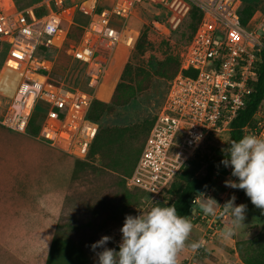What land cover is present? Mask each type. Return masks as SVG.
<instances>
[{"label":"built area","instance_id":"built-area-1","mask_svg":"<svg viewBox=\"0 0 264 264\" xmlns=\"http://www.w3.org/2000/svg\"><path fill=\"white\" fill-rule=\"evenodd\" d=\"M99 1L38 0L19 7L14 0H0V50L6 56L2 69L19 76L12 95L0 90L11 99L2 121L27 130L41 103L45 110L40 136L51 146L85 159L98 132V124L88 118L89 110L95 99H101L98 90L114 52L121 48L127 60L134 49L140 34L136 18L142 12L152 13L147 24L170 37L191 7L197 6L201 19L180 52L179 70L169 82L127 182L158 197L199 149L229 133L246 105L256 65L262 60L264 22L244 25L239 12L242 0H114L102 9ZM81 16L86 22L79 21ZM72 25L82 29L72 58L86 68L88 91L70 90L49 79L56 59L49 51L61 49ZM255 115L262 123L264 101Z\"/></svg>","mask_w":264,"mask_h":264},{"label":"trees","instance_id":"trees-1","mask_svg":"<svg viewBox=\"0 0 264 264\" xmlns=\"http://www.w3.org/2000/svg\"><path fill=\"white\" fill-rule=\"evenodd\" d=\"M14 1L19 7L26 5H23L20 0ZM37 1L33 0L31 3ZM111 3H103L100 0L98 8L102 9ZM258 5V0H242L239 12L241 22L244 25L248 24L252 19L257 9H259ZM38 12L41 13L42 11L39 10ZM201 16V9L197 6H192L183 20L184 22L185 19H190L186 24L187 29L185 32L183 30L181 32L180 25L170 37L158 35L148 24L139 25V38L132 50V55L124 65L120 80L116 89L113 91L110 101L105 102L100 99H95L89 110L88 118L98 124V132L90 146L87 157L85 159L77 158L79 161L76 162L74 167L73 177L63 205V216H61V220L66 221L74 218V221H81L83 227L80 229L87 232L89 236L100 235L102 237L107 235V232L111 229L113 233H120L126 215H132L134 213L135 206L130 203L115 202L114 199L118 192L120 194L121 184H123L121 175L134 169L156 116L150 121L132 123L127 126L114 123L106 124V122L109 119V115L116 112L118 106L123 107L131 103V100L135 98L141 99L140 95L142 91L153 90L155 86H153L152 79H160L161 82L163 81L167 85L166 90L164 89L166 93L169 82L177 74L180 67L181 41H183L182 43H186L191 39ZM81 32L82 29L79 26H70L60 51H66L72 57L73 50L79 41ZM156 36L160 38L159 42L154 39ZM163 47V54L158 55L154 53L157 49H163ZM146 52H150V56L142 59ZM260 53L262 60L257 63L256 76L251 81L253 90L247 98L246 105L232 121L231 129L225 139L226 149L230 147L229 143L232 140H239L245 135V127L250 126L254 122L255 113L264 101V49H261ZM139 55H141L143 63H136V60H134ZM57 58L50 73V81L52 82L54 80H52L51 74L55 73L56 67L58 66ZM151 61H155V66H150ZM185 74L189 75L191 72L185 71ZM28 129L31 133L37 134L40 131V124L31 120ZM144 135V143L140 147V140ZM218 145L219 143H213L204 146L203 149L215 148ZM92 157L95 159L91 160L90 158ZM194 157L196 158V156ZM194 157L190 160L192 161L193 168L185 169L179 176V181L173 185L172 191L174 198L168 204V206L175 205L177 213L181 216L190 217L193 215L194 212L190 210L191 201L197 194L198 189L205 191V193L210 189L211 184L214 182L217 169L224 167L221 161L226 158L224 152H213L206 157L204 174L196 175L195 170L197 169V165L195 164L197 162ZM82 160L88 162H82ZM82 167L88 169L82 171ZM111 177L116 178L118 181L117 190L115 189L113 191L106 183V180ZM233 178L235 180L237 179L235 177ZM128 189L131 190L129 187ZM126 191L128 190L124 188L121 195H124ZM238 191L243 192V190L239 189ZM121 195L119 196L122 197ZM105 246L119 251V246L114 245L112 241H109ZM254 255L252 260L253 264H264V247ZM198 257H200L198 253H195L193 260H198Z\"/></svg>","mask_w":264,"mask_h":264},{"label":"rangeland","instance_id":"rangeland-1","mask_svg":"<svg viewBox=\"0 0 264 264\" xmlns=\"http://www.w3.org/2000/svg\"><path fill=\"white\" fill-rule=\"evenodd\" d=\"M33 0H20V2L23 5H27L31 3ZM114 0H102L103 3H110ZM258 8L255 12L252 19L249 21L248 24L251 26H254L255 24L263 21L264 22V0H258ZM152 14V13H151ZM150 13L142 12L139 16L140 18H136L135 24H147L153 17ZM80 22H86V17L81 16L79 19ZM190 19H185L184 22L181 23V32H185L186 24L189 22ZM160 35V34H158ZM172 35V34H171ZM162 36V35H161ZM157 37V38H156ZM154 39H156L158 42L160 41V38L156 36ZM181 41V51L183 49V46L187 43H182ZM163 49L159 48L156 50L158 55L163 54ZM49 53L53 54L54 56L58 57V66L56 67L55 73L51 74L52 80H54V83L57 85H63L66 88L70 90L80 89V90H89L88 84H87V78L85 74V66L74 60L66 51H60V50H53L49 51ZM132 50L130 52L129 57L132 55ZM150 52H146L143 58H148L150 55ZM128 57V58H129ZM5 53L4 51L0 50V79L2 81L3 78H1L3 72H2V66L5 61ZM123 58L122 55V49L119 48L114 52V56L110 62L109 68L107 70L106 76L104 78V81L102 82V88H104L105 83L108 81V89L107 91L103 92V97L107 98L109 95H111L112 87L114 86V90L116 89V86L120 80V76L122 74L124 65L122 68L119 69V61ZM141 59V55L134 58L136 60V63H143ZM56 60V59H55ZM150 66H155V61L150 62ZM117 70V71H116ZM110 73H109V72ZM120 74V75H119ZM119 76V78H118ZM109 78V79H108ZM50 79V78H49ZM153 81V90H145L142 91V94L140 95V98H135L134 100H131V103L126 104L125 106L121 107L118 106L116 109V112L114 114L109 115V119L106 122V124H119L121 126H127L134 123H142L146 121L152 120L154 116L157 115L162 102L164 100L163 95L166 93L164 92V89L166 90V84L160 79H152ZM101 88V89H102ZM101 89L98 90L100 93ZM111 89V90H110ZM163 89V92H162ZM113 90V91H114ZM14 92V90H13ZM12 92V93H13ZM161 92V93H160ZM167 92V91H166ZM159 93V94H158ZM165 93V94H164ZM113 94V93H112ZM0 96H2L0 92ZM111 99V98H110ZM105 99H100L105 102ZM11 101L8 97L2 96V104L0 105V116L3 113L4 108L8 106V103ZM44 110L45 106L43 104H38L36 109L34 110L32 117L30 118V121L33 120L34 122L41 124L44 117ZM262 123H259L258 116L255 115L254 122L248 127L247 134H255L258 136H264V118L261 119ZM29 121V122H30ZM246 134V135H247ZM228 135L224 136H217L214 138L213 143H219V145L215 148H207L199 149L195 156H196V164L197 169L195 170L196 175H202L205 172V165H206V157L213 152L220 151L222 152V149H226L225 145V139ZM145 135L143 138H141L140 142L142 144L144 143ZM29 141H27V147L25 151V155L27 157L33 158L37 156V152L35 153L34 150L30 151L29 147ZM43 151V158L44 155H54L46 154ZM63 156L69 157V155H65L62 153ZM140 156V155H139ZM71 157V156H70ZM96 157V156H95ZM68 158V162H58L57 166V175L59 177V182H63L65 178V174L67 171L70 170L73 165L75 167V164L77 161V158L71 157ZM91 160H94L95 158H90ZM139 159V158H138ZM200 159V160H199ZM82 162H88L82 160ZM138 162V160H137ZM192 161H188L183 165L181 170L177 173L172 183L164 190L162 194H160L158 197H153L150 193H148L146 190L138 189L139 187L130 186L128 182V178L132 175L134 169L131 171H128L124 175H121V180L123 181V184H121L120 194H116V198L114 199L115 202H124L125 204H131L135 206L134 213L132 216H138L141 214V212H147L151 207L155 206L157 203L160 206H168V204L173 200L174 194H173V185L179 181V176L184 172L187 168H193ZM73 163V164H72ZM137 164V163H136ZM136 166V165H135ZM135 168V167H134ZM88 168L82 167L81 170L85 171ZM235 180L231 176V169L230 167H219L216 171V174L214 176V185L210 186V189L205 193V191L201 190L197 192V194L194 196L195 202L197 204H200L201 201L204 199L203 197H199V195L203 194L204 196L211 197L216 200V202L220 205V207H217L215 210L214 215H205L202 211V213L199 215L198 213H194L191 215L189 220L193 224V229L191 232V235L189 237L190 242L192 243H199L200 241H203V244L201 247H199L196 250H193L191 248V244H186L185 249L179 254V264H253L252 260L255 256L254 254L257 253L258 250L264 247V210H261L257 207H255L249 197L246 196L245 192H239L238 189H233L230 187H226L224 181L225 180ZM117 179L114 177H111L106 180V183L108 186L111 187V189L114 191L117 190ZM131 188L130 189H128ZM125 188L126 193L121 195V192ZM119 190V189H118ZM122 190V191H121ZM115 193V192H114ZM121 195L122 197H120ZM235 196V204H245L247 205L245 219L243 221L244 225L235 227L233 234L229 237H225L222 233L224 232L225 228L230 226L231 224V215L230 213H226L225 210L222 208L227 201L231 199L232 196ZM197 210L200 211L199 208ZM201 215H205L202 217ZM213 224V225H212ZM210 225L214 227V230L212 232L209 230ZM112 234V238L115 239L117 242L115 245H119L122 239V233L113 234L112 229L108 231ZM191 238H194V241H192ZM260 239V240H259ZM259 240V241H257ZM117 245V246H118ZM195 253H198V260H193V257ZM258 255V254H257Z\"/></svg>","mask_w":264,"mask_h":264},{"label":"crops","instance_id":"crops-1","mask_svg":"<svg viewBox=\"0 0 264 264\" xmlns=\"http://www.w3.org/2000/svg\"><path fill=\"white\" fill-rule=\"evenodd\" d=\"M11 76L18 78L15 73ZM113 90L114 86L106 101ZM3 114L4 110L0 116V264H98L96 253L103 249L94 252L90 246L101 236H89L80 229L81 221L74 218L61 220L74 166L63 182H59L57 166L59 161L66 163L74 156L51 146L40 132L11 128L2 121ZM27 141L37 156L25 155ZM43 148L46 154L54 155L43 158ZM110 241L117 243L114 238Z\"/></svg>","mask_w":264,"mask_h":264},{"label":"clouds","instance_id":"clouds-1","mask_svg":"<svg viewBox=\"0 0 264 264\" xmlns=\"http://www.w3.org/2000/svg\"><path fill=\"white\" fill-rule=\"evenodd\" d=\"M230 147L222 149L224 167H231V176L236 180H225V186L243 190L251 203L264 210V136L247 134L239 140H232ZM204 199L199 204L205 215H214L220 205L211 197L199 195ZM233 195L222 207L231 215V224L222 233L226 238L233 234L234 228L244 225L247 205L235 204ZM193 229L187 216L177 213L175 205L160 206L158 203L138 216L126 215L120 229L122 239L119 251L105 245L112 239L102 236L90 247L96 253L98 264H179V254L185 249ZM203 244L192 243L193 250Z\"/></svg>","mask_w":264,"mask_h":264},{"label":"bare ground","instance_id":"bare-ground-1","mask_svg":"<svg viewBox=\"0 0 264 264\" xmlns=\"http://www.w3.org/2000/svg\"><path fill=\"white\" fill-rule=\"evenodd\" d=\"M125 53V52H124ZM126 54V53H125ZM124 57H126V55H123ZM125 60V59H124ZM124 60H120L119 62V69H121V64H123ZM126 61V60H125ZM117 71V70H116ZM3 74H2V81L0 82V90H2L3 92L5 93H10L12 95V92L13 90L15 89V86H16V83L17 81L19 80V76L18 78H13L11 76V74L15 73L17 74L15 71L11 70V69H7L5 68L3 71ZM110 73V72H109ZM8 75H9V78H8ZM18 75V74H17ZM107 82L105 83V86H106ZM104 86L103 90L106 89V87ZM102 88V86H101ZM100 88V89H101ZM113 88V87H112ZM103 90L100 91L99 93V98H102V99H105L103 97ZM111 90V89H110ZM112 92V91H111ZM106 100V99H105Z\"/></svg>","mask_w":264,"mask_h":264},{"label":"water","instance_id":"water-1","mask_svg":"<svg viewBox=\"0 0 264 264\" xmlns=\"http://www.w3.org/2000/svg\"><path fill=\"white\" fill-rule=\"evenodd\" d=\"M212 186L214 185V182L211 184ZM201 191V189H198L197 192ZM197 208H199V204L195 203V202H191V208L190 210L192 212H195L197 210ZM200 209V208H199Z\"/></svg>","mask_w":264,"mask_h":264}]
</instances>
